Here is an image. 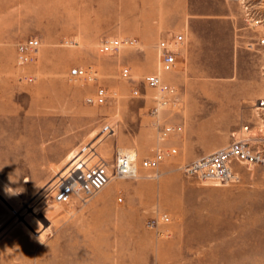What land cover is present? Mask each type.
I'll return each instance as SVG.
<instances>
[{"label":"rangeland","instance_id":"374dc122","mask_svg":"<svg viewBox=\"0 0 264 264\" xmlns=\"http://www.w3.org/2000/svg\"><path fill=\"white\" fill-rule=\"evenodd\" d=\"M180 32L183 57L163 71L158 43ZM31 37L37 56L19 66ZM113 37L138 44L105 53ZM75 67L98 78H71ZM159 72L177 94L154 115L145 77ZM99 86L113 97L89 104ZM261 100L264 0H0V264H264V165H240L235 184L187 171L244 131L264 150ZM168 124L181 129L161 139ZM84 147L89 165L136 152L137 174L57 202L54 185ZM159 147L177 152L142 167Z\"/></svg>","mask_w":264,"mask_h":264},{"label":"built area","instance_id":"2783aa9c","mask_svg":"<svg viewBox=\"0 0 264 264\" xmlns=\"http://www.w3.org/2000/svg\"><path fill=\"white\" fill-rule=\"evenodd\" d=\"M233 1L244 6L251 2V0ZM186 38V34L183 32L170 33L159 41L158 47L160 49L161 69L163 71H172L177 67L181 56L179 49L177 50L176 48L183 46ZM135 44H138L136 38L113 37L102 42V50L105 53H114L119 52L125 46H134ZM40 46L41 40L36 37L20 42L17 47L18 65L22 66L32 62L36 58ZM122 74L128 77L131 74L130 68H124ZM70 77L94 81L98 78V75L92 68L75 67L71 69ZM29 80H33V78L29 77ZM145 82L148 86L158 90L155 98L157 104L153 110L154 115L158 113L161 107L169 103L173 104V97L177 94V87L164 81L160 73L147 75ZM138 92V90L135 91V94H138ZM112 97V92L103 86H99L95 93L86 97V101L89 104L99 105L108 102ZM261 104L264 105V100H261ZM180 129L181 126L178 125H165L160 132V137L161 139H166L170 134L178 132ZM243 130H248V127L244 126ZM244 132L240 136L236 135L235 140L227 146L194 160L187 166V171L204 181H213L219 184L240 182L243 179L240 165L249 166L256 163L264 165V150L255 146L250 137L244 135ZM176 152L177 148L175 147H159L153 155L141 160V166L151 170L157 169L168 155ZM137 162V154L130 155L121 151L117 152L115 160L112 162L101 158L96 163L89 165L84 159L77 158L70 163L65 173L63 172L58 177L59 180L53 194L54 199L60 203H69L75 197L88 198L105 187L114 177L125 178L136 175L138 171ZM161 220L169 221L170 216L165 213L161 216Z\"/></svg>","mask_w":264,"mask_h":264},{"label":"bare ground","instance_id":"6f19581e","mask_svg":"<svg viewBox=\"0 0 264 264\" xmlns=\"http://www.w3.org/2000/svg\"><path fill=\"white\" fill-rule=\"evenodd\" d=\"M101 45V44H100ZM182 57H183V55L182 54H180ZM181 61V60H180ZM160 73V72H159ZM92 94V93H91ZM88 96V95H87ZM179 98V97H178ZM174 104V103H173ZM178 104V103H177ZM247 135V134H246ZM252 140V139H251ZM225 147V146H224ZM87 147H84V148H82V149H77V148H75L72 152H71V154L69 155V162L70 161H73V160H75V159H77V158H80V153H81V151H83V150H85ZM121 152L122 153H127V154H130V155H135L136 154V152H134V151H123V150H121ZM100 160V159H99ZM249 169H251V168H249ZM137 174V173H136ZM54 186H56V185H54ZM54 191V190H53ZM93 196V195H92ZM120 199V198H119ZM122 199V198H121ZM23 224L25 225V227L26 228H28V225L25 223V222H23Z\"/></svg>","mask_w":264,"mask_h":264},{"label":"crops","instance_id":"0c3cea01","mask_svg":"<svg viewBox=\"0 0 264 264\" xmlns=\"http://www.w3.org/2000/svg\"><path fill=\"white\" fill-rule=\"evenodd\" d=\"M191 57L193 58V53H191ZM153 155V154H152Z\"/></svg>","mask_w":264,"mask_h":264}]
</instances>
